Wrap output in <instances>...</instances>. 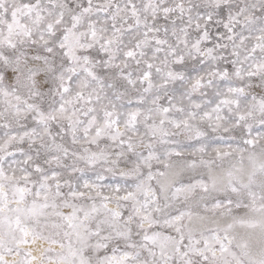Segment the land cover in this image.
<instances>
[{"label": "snow or ice", "instance_id": "1", "mask_svg": "<svg viewBox=\"0 0 264 264\" xmlns=\"http://www.w3.org/2000/svg\"><path fill=\"white\" fill-rule=\"evenodd\" d=\"M0 264H264V0H0Z\"/></svg>", "mask_w": 264, "mask_h": 264}]
</instances>
